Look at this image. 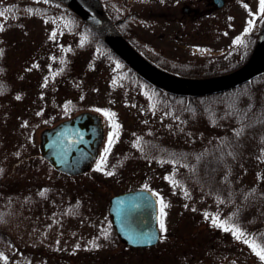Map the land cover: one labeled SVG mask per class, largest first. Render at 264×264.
Here are the masks:
<instances>
[{
    "label": "rangeland",
    "instance_id": "rangeland-1",
    "mask_svg": "<svg viewBox=\"0 0 264 264\" xmlns=\"http://www.w3.org/2000/svg\"><path fill=\"white\" fill-rule=\"evenodd\" d=\"M27 1L33 3V0ZM11 2L24 1H1L0 12L4 15L0 16V25L8 15L5 5ZM206 2L105 0L104 6L113 17L126 19L122 23L126 35L140 44L143 50L151 52L167 67L188 70L179 74L192 75L193 72L198 74L214 69L231 50H239L240 44L235 42L238 37L244 39L254 35L259 28V0H224L223 7L200 22L198 36L181 35L179 16L184 13L182 8L200 9L206 6ZM29 17L24 16L25 23L21 28L5 29L0 33V56L3 55L5 61L0 82L4 80L10 84L9 92L0 95V109L6 111L0 113V215L3 214L8 221L0 227V264H74L72 257L76 258L77 264H159L161 261L155 259L148 249L128 247L122 256L116 254L114 251L122 242L115 232L107 237L112 227L107 211L110 195L136 188L150 189L166 205L163 217L166 238L163 243L160 237L158 248L163 249L162 254L168 252L174 256L172 264L179 261L181 264H195L194 254H190L194 252L202 257L209 253L226 255L228 246L218 229L211 232L212 235L207 231L197 233L196 229L189 233L186 232L190 229L184 230L187 224L192 229L196 226L194 224L207 220L193 206H183L180 193L172 192L175 186L162 178L181 166L137 157L132 147L135 141L132 129L139 131L140 127H133L137 124L143 128L144 124L139 122L149 112L140 89L116 84L111 76L116 62L105 59L99 52L97 54L94 48L73 55V58L78 57L75 58L78 61L75 76L69 82L56 85L53 80L44 79L46 67L38 69V64L42 58L44 64V56L54 45L55 17L51 13L47 17ZM250 20L254 24L246 32ZM211 23H214L215 30L207 32ZM71 48L76 49V46ZM54 75L52 70L50 76L53 78ZM70 96L77 101H66ZM134 100L136 104L132 103ZM76 104L80 105V111L98 114L100 112L96 110L101 106L114 110L115 118L123 129L118 131L114 144L113 170L108 166L102 171L95 170L92 164L87 172L67 176L55 171L42 158L38 148L41 129ZM152 113L163 116L160 111L151 112L150 116ZM10 115H14L12 120ZM149 122L155 127V133L161 134L165 129L163 120ZM102 126L106 129L105 120ZM181 138L184 139L183 136ZM240 151L232 159L233 179L237 173L240 182V176H244L249 168L258 169L264 175V163L257 157L259 152L244 150L242 156ZM108 172L112 175H107ZM96 179L98 182L93 185ZM261 201L264 202V198ZM74 203L79 205L72 214L70 208ZM211 206L205 201L198 209L206 211ZM197 212L200 220L194 215ZM172 236H178L179 242L170 241ZM96 251L100 254L90 259L78 256L82 252ZM98 258L105 262L97 263Z\"/></svg>",
    "mask_w": 264,
    "mask_h": 264
},
{
    "label": "trees",
    "instance_id": "trees-1",
    "mask_svg": "<svg viewBox=\"0 0 264 264\" xmlns=\"http://www.w3.org/2000/svg\"><path fill=\"white\" fill-rule=\"evenodd\" d=\"M1 1L3 0H0V4ZM23 1V3L11 2L5 5L8 15L5 18L4 22L6 24L3 27H6L7 30L21 28L25 23L23 21L24 16H27V18H31L29 16L47 17L51 13V16L55 17V20H53L55 24L53 26L55 33L54 45L44 56V64L42 62L44 58L38 64V69L42 66L46 67L47 74H45L44 79L47 77L46 80H53L56 85L69 82L75 76L74 70L78 61V59H75L78 57L74 56L73 58V55L94 48L97 50V54L99 52L105 59L116 62V67H114V72L111 75L112 79L117 82L116 84L137 87L140 89L139 93L141 92L145 96L144 100L149 112L145 113L139 122H142L144 126L142 128L141 125L137 124L133 127H140L139 131L132 129V132H134L132 133L134 135L133 140H135L132 147L137 157L164 161L174 167L176 165L181 166L179 170L169 171L167 173L168 177L162 178L170 182L171 186H175L176 189L172 192L173 194L180 193L183 198V206H193L194 209L201 211L207 217H203L201 213V216L207 221L202 222V220L194 224L196 226H193L192 229L191 225L187 224V226H184V230L190 229L186 232L189 233L191 230L196 229L197 233L207 231L212 235L211 232L218 229L224 236L225 245L228 246L226 255L220 256L209 253L202 257L193 251L194 253L190 254H194L192 258L195 264H226L227 262L235 263L239 261H243L244 264H264V261H261L255 255L252 248L249 244H245L243 239L238 240L231 232H225L223 228L213 224V219H218L220 222H225L226 226L238 227L245 234V238L264 247V202L261 201L264 198V175L260 174L261 171L259 173L258 169L249 168L244 176H240L241 180L239 182L238 174L236 173L235 179H233L234 175L232 174V159L237 156L236 153L240 149L242 156L244 150H248L250 153V149H255L259 152L257 157L264 163V72L221 92L200 96L169 94L147 83L127 67L79 16L60 1L33 0L32 4L27 0ZM104 1L101 0L103 4ZM105 10L116 27L122 33H125L122 27L123 19L115 18L106 8ZM0 37H2L1 34ZM255 39V35H249L247 38L242 39L244 43L240 44L237 56L219 62L214 69L198 74L193 72L192 75L187 76L213 75L236 68L249 56ZM130 40L136 46V43L132 39ZM71 46H76L78 50L72 49ZM154 60L157 64L163 66L162 62L157 59ZM164 67L177 73L188 71L181 68L167 67L165 64ZM52 70L55 74L53 78L50 76ZM9 89L10 84L4 83V80L0 82V95L8 93ZM65 100L77 101L73 96ZM136 102L134 100L132 103L136 104ZM79 107L80 105L76 104L60 117L55 116V119L66 118L77 112L80 109ZM91 108L97 107L91 106ZM99 109L114 113V110L108 107L101 106ZM10 111L8 110V112ZM154 111H160L163 116H157L154 113H152L153 116H150V113ZM1 112L6 113L5 109H0ZM99 112L105 120L106 129L104 131L105 146L95 161L96 168L101 164V156L105 154L104 149L108 143L109 133L113 131L109 118L103 114V111ZM13 116L10 115V119ZM153 119L164 121L165 129L163 128L161 134L157 133L158 131L155 133L153 129L155 127L149 122ZM52 122L49 121L43 127L51 125ZM115 122L118 123L116 118ZM122 129L123 127L120 126L119 130L122 131ZM181 136L184 137L183 140ZM114 144L115 142L111 147V151L107 153L102 168L108 166L109 170H113L114 167L111 161L114 157ZM96 168L94 169L97 170ZM96 181L98 182V179L94 180L93 185ZM205 201L210 202L212 206L207 207L206 211L201 208L198 209ZM78 205L79 203L70 205L72 214L75 213L74 210ZM159 206H161L160 201ZM194 215L200 220L198 212ZM7 222L3 214L0 215V227L7 224ZM214 225H216V228H214ZM110 228L107 237H111L114 232L113 227ZM165 238L166 231H163L160 241L164 243ZM169 240L178 243L180 238L172 236V239ZM160 244L141 249L152 251L154 258L161 261L159 264H172L175 260L174 256L168 252L162 254L163 249L158 248ZM125 248L128 247L122 244L114 252L122 256L126 251ZM191 248H194V246L191 245ZM189 250L192 251L190 246ZM99 254V251L94 253L82 252L78 256L90 259ZM72 258L73 263L77 264L76 258ZM103 261L105 262L101 258L97 259V263ZM78 264L84 263L78 262ZM174 264H181V262H175Z\"/></svg>",
    "mask_w": 264,
    "mask_h": 264
},
{
    "label": "water",
    "instance_id": "water-1",
    "mask_svg": "<svg viewBox=\"0 0 264 264\" xmlns=\"http://www.w3.org/2000/svg\"><path fill=\"white\" fill-rule=\"evenodd\" d=\"M83 19L123 62L159 89L176 95L199 96L235 87L264 71V22L247 60L236 69L215 76L185 77L168 72L139 53L115 27L100 0H58ZM219 5L222 0H215ZM39 151L57 171L75 175L85 171L102 139L97 114L81 111L40 132ZM108 213L120 240L131 247L155 245L160 232L155 196L139 188L115 194Z\"/></svg>",
    "mask_w": 264,
    "mask_h": 264
},
{
    "label": "snow or ice",
    "instance_id": "snow-or-ice-1",
    "mask_svg": "<svg viewBox=\"0 0 264 264\" xmlns=\"http://www.w3.org/2000/svg\"><path fill=\"white\" fill-rule=\"evenodd\" d=\"M245 7H247V5H245ZM259 13L261 14L262 17H264V0H259ZM4 13L0 12V16H3ZM254 21L250 20L248 22V28L245 29L246 32L250 31L253 27ZM0 30H2V28H0ZM53 38H55V33L53 34ZM237 44H243L244 41L241 38H237V40L235 41ZM117 67H119V65H117ZM17 99H19V97H17ZM96 111H103V114L109 118V121L111 122V126L113 128V131L109 133L108 136V143L104 149V155L101 156V164H99L97 166V170L102 171V164L104 163V161L106 160V156L107 153L111 151V147L113 145V143L115 142V139L118 137V130H119V124L115 122V113H111L108 111H104L101 109H97ZM239 134V133H238ZM107 175H112L111 172H108ZM161 204V208H160V217L159 219V226H160V230L163 232L165 231V224H164V208L166 207V205L164 204L163 200L161 199L160 201ZM213 224H216L218 227L223 228V230L225 232H231L233 236H235L236 239L240 240L243 239V242L245 244H249V246L252 248L253 252L255 253V255L257 257H259V259L261 261H264V247H261L260 245L256 244L254 241H250L249 239L245 238V234L238 228L235 226H226L225 222H220L218 221V219H213Z\"/></svg>",
    "mask_w": 264,
    "mask_h": 264
},
{
    "label": "flooded vegetation",
    "instance_id": "flooded-vegetation-1",
    "mask_svg": "<svg viewBox=\"0 0 264 264\" xmlns=\"http://www.w3.org/2000/svg\"><path fill=\"white\" fill-rule=\"evenodd\" d=\"M224 0H223V4H224ZM218 4L214 1V0H207L206 2V6L202 7V8H195V7H189V6H184L182 8V11L184 12L182 15H180V22L182 25V30H181V35H197L200 33L199 29H200V22L208 17L210 18L211 15L213 14V12L216 9H219ZM223 7V6H220ZM260 15V16H259ZM259 19H258V24H259V28L258 31L260 29V27L262 26L264 17L261 16V14H259ZM185 23V25H184ZM190 30H192L191 32H189ZM214 23H211V25L209 24L207 27V32H211L214 31ZM5 61H4V56H0V76H2V72L5 71V67H4Z\"/></svg>",
    "mask_w": 264,
    "mask_h": 264
}]
</instances>
